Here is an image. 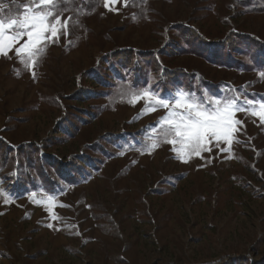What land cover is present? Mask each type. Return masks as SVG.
<instances>
[{"label":"rangeland","instance_id":"374dc122","mask_svg":"<svg viewBox=\"0 0 264 264\" xmlns=\"http://www.w3.org/2000/svg\"><path fill=\"white\" fill-rule=\"evenodd\" d=\"M29 3L0 0V15ZM61 7L59 36L44 41L46 54L35 63L15 54L26 36L0 55L7 153L0 264H215L233 254L264 264L259 117L236 113L243 127L232 128L231 145L210 139L211 151L198 157L179 138L159 142L156 125L168 110L152 111L143 100L133 106L118 92L123 85L162 97L183 89L221 103L264 99V64L251 44L242 43L235 61L214 55L231 35L254 39L264 54V0H66ZM180 28L203 41L192 47ZM122 50L156 54L162 71L143 62L137 78L108 60ZM164 69L183 72L165 89Z\"/></svg>","mask_w":264,"mask_h":264},{"label":"snow or ice","instance_id":"6c2138e0","mask_svg":"<svg viewBox=\"0 0 264 264\" xmlns=\"http://www.w3.org/2000/svg\"><path fill=\"white\" fill-rule=\"evenodd\" d=\"M116 2L117 0H111L112 4ZM64 3L66 0H31L29 4H17L16 8L20 9L19 12H12L9 9L8 15H0V55H7V52L13 49L15 42L26 36L28 39L21 47L15 49V54L21 62L35 63L39 57L46 54L44 41L59 36L61 18L63 11L66 10L61 7ZM108 3L109 0H105L106 6ZM2 7L8 8V5ZM64 27H67V21ZM7 29L13 31L6 35ZM261 76L264 77V73ZM118 92L120 95L128 96L133 106L143 100L152 111L168 110L156 125L159 142L174 143L175 138H179L189 153L198 157L202 152L211 151L208 147L210 139H223L229 146L231 145L233 141L229 136L232 128L239 126L236 130L240 131L243 127V122L234 118L236 113L247 112L259 117L264 123V99L255 100L244 96L241 100L240 95H237L227 97L221 103L216 98L207 95L198 97L183 89L175 91L169 97H162L159 91L150 87L135 88L123 85ZM157 146L153 143L150 147ZM216 147L219 148V143ZM220 150L224 151V149ZM182 162L187 163L188 160L182 159ZM4 191L0 188V194ZM48 226L52 227L51 224Z\"/></svg>","mask_w":264,"mask_h":264},{"label":"trees","instance_id":"16d2710c","mask_svg":"<svg viewBox=\"0 0 264 264\" xmlns=\"http://www.w3.org/2000/svg\"><path fill=\"white\" fill-rule=\"evenodd\" d=\"M182 33L184 34L185 37L190 35L191 38V46L196 48V45L194 44L195 39L197 40H202V37L193 29H186L183 30V28H180ZM243 44H251L252 47L257 51L254 53L253 58L256 62L264 64V54L260 53L263 52V47L258 44L257 42H254V39H251L248 36L244 35H236L233 36L231 35L228 37L226 40L223 42H219V46L217 47V53L214 55L221 58L223 56L227 57L228 59L235 61V58H237L238 50L242 47L241 45ZM206 47L204 46L203 50ZM199 49H202L200 47ZM216 49V48H215ZM109 61L112 62H118L125 66L126 68L130 69L132 72H135L137 75L136 77H140V75L143 73V68L141 67V64L144 62L150 66H152L156 71H162L161 65L159 64V61L157 59L156 54L154 53H140L137 54L136 52L132 50H122L114 53L110 57H108ZM179 71H169V70H163V82H164V89L168 87V84L171 81L176 80L179 78V76L182 75V71L178 73ZM6 143L0 140V150L4 151L2 155L0 156V160H5L7 157L6 153ZM22 149V148H21ZM79 163H74V165H77ZM73 165H62L61 169H66L70 170L72 169ZM79 166V165H77ZM215 264H252L250 263V260L246 256H240V255H229L227 257L222 258L219 262ZM254 264V263H253Z\"/></svg>","mask_w":264,"mask_h":264}]
</instances>
